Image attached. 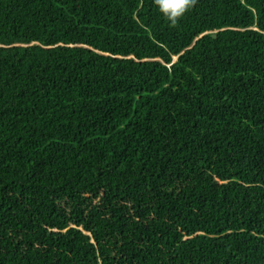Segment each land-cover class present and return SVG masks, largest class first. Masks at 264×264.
Instances as JSON below:
<instances>
[{"label": "trees", "instance_id": "trees-1", "mask_svg": "<svg viewBox=\"0 0 264 264\" xmlns=\"http://www.w3.org/2000/svg\"><path fill=\"white\" fill-rule=\"evenodd\" d=\"M0 264H264V0H0Z\"/></svg>", "mask_w": 264, "mask_h": 264}, {"label": "clouds", "instance_id": "clouds-1", "mask_svg": "<svg viewBox=\"0 0 264 264\" xmlns=\"http://www.w3.org/2000/svg\"><path fill=\"white\" fill-rule=\"evenodd\" d=\"M197 3L198 0H154V4L169 22L170 27H176L180 19Z\"/></svg>", "mask_w": 264, "mask_h": 264}]
</instances>
